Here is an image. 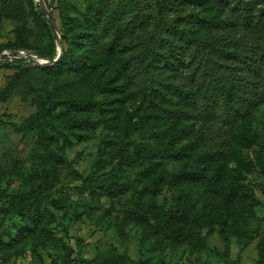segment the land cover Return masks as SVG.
Masks as SVG:
<instances>
[{"label": "trees", "instance_id": "obj_1", "mask_svg": "<svg viewBox=\"0 0 264 264\" xmlns=\"http://www.w3.org/2000/svg\"><path fill=\"white\" fill-rule=\"evenodd\" d=\"M162 1L171 4L170 0ZM63 2L46 1L47 8L59 16L57 22L53 14L64 46L60 62L39 68L26 58L3 56L0 69L37 70L56 78L74 76L91 84L94 91L125 94V98L142 94L147 111L160 121L157 132L148 134L151 143L117 145L119 152L113 163L99 165L89 177L78 179L86 185L104 183L107 194L116 197L133 190L131 184L115 181L121 169H153L147 175L149 184L135 193L141 203L124 211V219L127 224H140L146 233L193 249L204 246L200 233L205 228L212 232L219 224L227 238L231 230L248 225L255 208L264 207L246 175L257 173L258 167L264 178L263 150L257 154V166L244 156L245 150L260 145L251 123L253 112L264 104V0H175L174 6H200L165 7L180 14L179 25L170 21L152 24L151 16L141 7H136L134 15L135 7L126 11L89 7L83 23L75 25L62 17ZM36 8L49 44L35 55L56 60L57 40L41 6ZM187 8H205L206 14L183 16ZM138 29L148 31L145 45L133 38ZM139 46L141 51H137ZM4 50L30 53L22 41L10 43ZM191 69L193 76L186 84L183 73ZM141 77L145 78L143 83L139 82ZM256 81L259 86L255 89ZM130 83L129 94L126 87ZM60 104L74 111L91 109L85 101L66 99ZM49 115L50 111L43 109L33 121L12 127L19 132L35 129L49 151L53 138L46 130ZM51 154L56 162H64L55 152ZM171 163L178 164L179 171L168 181L175 201L166 210L154 201L166 179L162 173L155 174ZM1 196L8 205L7 214L16 215L24 225L8 243H1L0 249L14 250L20 256L27 242L40 245L50 239L56 216L43 211L41 204L47 202L62 210L60 199L39 191ZM82 242L79 239L77 243ZM61 248L65 252L63 264H78L72 247L61 243ZM260 251L264 264V241Z\"/></svg>", "mask_w": 264, "mask_h": 264}, {"label": "rangeland", "instance_id": "obj_2", "mask_svg": "<svg viewBox=\"0 0 264 264\" xmlns=\"http://www.w3.org/2000/svg\"><path fill=\"white\" fill-rule=\"evenodd\" d=\"M46 1L49 3L51 0ZM170 2L64 0L62 17L65 21L81 25L89 7L120 11L135 7L131 15L138 13L136 7H141L151 16L152 24L162 21L177 23L180 14L165 7H200L174 6L175 0ZM37 5H40L38 0H0V51L10 43L22 41L29 49V55L36 56V52L48 46V32L36 15ZM194 12L201 16L206 14L205 8H187L181 14ZM51 13L58 22V12ZM147 35L146 30L133 31L135 42L143 45ZM141 50L142 46H139L137 51ZM8 52L4 50L0 56L6 54L11 57ZM28 61L34 65L33 61ZM245 75L247 79L252 78L249 74ZM192 76V69L183 73L186 84L190 83ZM149 79L147 76L146 80ZM143 81L145 78L141 77L139 82ZM130 85L126 87L129 94L132 90ZM258 86L256 81L254 88ZM66 99L85 101L91 109L70 110L60 104ZM43 109L50 111L46 130L53 138L49 151L35 129L26 128L19 132L12 127L13 124L21 126L33 121ZM252 116L251 130L260 145L245 150L244 156L257 166V154L263 150L264 155V104ZM159 123L158 117L147 111L142 94L125 98V94L94 91L91 84L82 83L74 76L56 78L37 70L22 73L1 68L0 244L8 243L24 225L16 215L7 214L8 205L1 196L3 193L29 195L39 191L51 194L62 201L63 209L42 202L41 209L49 210L56 216V221L50 226V239L40 245L27 242L20 256L14 250L0 249V264H63L65 252L61 243L74 249L73 257L79 261L78 264H261L263 205L255 208L248 225H242L237 231L231 230L227 238L222 236L219 224L212 232L207 228L201 230L204 246L197 250L191 245L177 244L146 233L140 224L126 223L123 213L141 203L135 193L149 184L147 175L153 169H121L115 181L131 184L133 190L116 197L107 194L102 188L104 183L86 185L78 179L79 176L89 177L99 165L113 163L119 152L117 145L129 147L134 143H151L148 134L156 131ZM52 152L63 157L64 162H56ZM164 168L162 171L158 169L155 174H164L166 180L154 201L168 210L175 201L168 181L172 174L179 171V166L171 163ZM256 169L257 173L246 174L247 183L264 204V178L260 168ZM144 201H148V196H144ZM79 239L83 241L80 245L77 243Z\"/></svg>", "mask_w": 264, "mask_h": 264}, {"label": "water", "instance_id": "obj_3", "mask_svg": "<svg viewBox=\"0 0 264 264\" xmlns=\"http://www.w3.org/2000/svg\"><path fill=\"white\" fill-rule=\"evenodd\" d=\"M38 2L40 3L44 17L46 18V20H47V22H48V24L52 30V33L57 40L58 52H59L57 59L56 60L42 59V58H39L37 56L26 54L25 52H8V53L10 56H19L22 58L29 59V60L34 62V65H38L40 67L54 66V65L58 64L60 62V60L62 59L63 54H64V46H63V42H62V38H61V35L59 32V29H58V27H57V25L53 19L51 11L47 8V5H46L44 0H38ZM3 56H6V54H3L2 56H0V59Z\"/></svg>", "mask_w": 264, "mask_h": 264}]
</instances>
